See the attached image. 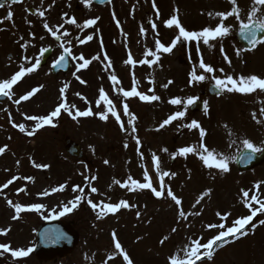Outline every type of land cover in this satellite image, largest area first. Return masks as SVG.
Instances as JSON below:
<instances>
[{"label":"rangeland","instance_id":"1","mask_svg":"<svg viewBox=\"0 0 264 264\" xmlns=\"http://www.w3.org/2000/svg\"><path fill=\"white\" fill-rule=\"evenodd\" d=\"M36 3L39 5L35 6L39 8L46 3L60 4V0H38ZM212 3V0H187V25L201 30L206 27L213 28L209 14L214 18L215 13L207 10L203 15V8L208 5L216 8ZM158 5H161V10H166L168 6L165 0H159ZM229 7L231 8L230 5ZM197 9H200V13ZM196 13L201 14L202 27ZM91 15L94 17L95 13ZM96 15L99 18L100 12H96ZM114 15L111 11V16L105 18L103 26L99 22L92 25V29L97 28L95 35L90 34L93 39L90 42L86 39L84 47L78 48L76 57L83 55L85 59L92 60L87 68L79 69L78 65L82 61L75 59L72 72L58 82L52 79L54 77L50 74V67L41 71L35 70L25 75L21 83L13 86L9 101L0 103V147L7 146L5 152L0 154V185L18 177L16 182H19L16 185L19 187L23 179L32 178L30 187L18 197L0 191V229L7 231V235H0V244H10L13 249L33 246L35 230L39 224L49 217L61 215L64 205L81 195L83 199L77 207L68 215L65 213L63 218L75 221L85 240L71 257L63 260V264H88L90 261L91 264H127L115 251L113 232L133 264H171L173 256L187 258L185 249L191 246L192 241L199 239L201 243H206L219 233L220 228L208 229L207 225L223 223L226 229L233 225L234 220L250 211L245 206L242 190L248 191L250 195L251 184L244 181V176L236 169L234 155L243 147V140L255 139L256 135L251 132H256L254 120L259 124L264 118V113L261 112L264 108V93L241 94L224 91L219 98H206L208 107L204 113L191 112V105H187V100L189 97H199L202 84V81L191 82L193 66H196L198 75H205V82L215 81L213 77L225 78L228 75L237 78L254 74L264 78V58H254L251 66L248 65V57L242 51L239 56L231 51L235 46L233 35L210 40L208 44L203 43V38L199 44L197 41H187V56L183 44L168 54L158 52L157 47L151 43L152 36H145L146 33L154 32V28H147L145 25L149 18L143 20L135 34L137 30L134 16H131L132 23L129 24L126 23L125 12L120 20ZM44 18L49 22L60 19L58 14L46 13ZM178 18L180 22L184 21L186 15ZM187 30L191 31L188 28ZM55 45L47 42L46 47L38 45L36 48L24 50L13 48L8 53L0 49V82L10 79L22 67L28 68L31 60L42 53L43 49ZM150 51L159 56V60L156 63H142L156 60V56L148 55ZM9 52L12 54L11 58H8ZM126 52L132 63L127 62ZM54 54L51 53L49 60L55 57ZM97 56L99 59H93ZM201 56L206 64L216 70L214 73H205L199 68ZM225 56L228 57L227 60ZM242 58L247 61L246 66L238 67L236 61ZM185 61H188L187 66ZM112 75L117 77L118 83H113ZM169 81L172 83L169 84ZM65 85L68 87L62 95L60 89ZM136 85L146 92L150 88L148 94H155L160 100L138 103L134 97L123 96V91H129ZM34 88H40V91L27 101L15 103ZM101 88L112 101L115 111L122 117L123 129L121 122L116 123L111 112H108L109 122L99 118L98 113L101 110H108V105L103 102L97 104ZM177 97L183 101L181 105L169 103ZM232 98L235 100L230 104ZM93 101L96 106L91 110L96 112L95 120L90 119V116L73 119L63 112V116L54 118V127L46 125L34 137H27L26 132H21L19 127L14 126L24 124L26 130H31L36 121L29 124L27 116L49 115L62 102L74 106L72 113L75 115L73 110L84 111L88 104L92 107ZM125 103L128 105L129 115L124 114ZM177 111H185L186 114L170 125L159 128L164 120ZM132 115L136 119L130 124ZM192 120L198 121L205 129L203 143L218 157L221 155L219 150L224 145L229 149L228 142L230 143L229 172L223 173L215 167L209 168L196 154L186 157L176 155L181 147H198L201 143L198 129L184 127ZM9 122L14 124L12 128ZM252 125L253 128L250 129ZM133 127L135 132L132 131ZM66 137L73 138L83 147L85 157L82 160L67 154L64 149ZM226 152L222 153L224 157ZM154 156L160 159L159 171L155 167ZM35 164L49 167L37 168ZM145 172L158 191L160 176L163 172L169 173L164 177L166 187L162 197L151 196L142 189L130 190L133 180L147 182ZM263 172L264 166L254 168L253 177L258 179L254 181V186L264 182ZM136 174L144 180H137ZM248 174H245V178L249 177ZM117 180L120 184L115 183ZM124 183H128L129 188L121 187ZM61 185L65 186L62 191H53ZM76 186L83 188V193L74 191ZM92 187L97 189L96 193L91 192ZM169 188L181 199L180 205H176L167 195ZM208 190H211L210 194L197 203ZM45 192L49 194L44 195ZM115 192L120 195H115ZM255 194L264 200V183H261L259 192ZM123 196L130 207L126 208L127 211L122 209L120 215L117 213L116 216H109L107 213L99 217L100 209L94 210L89 203V200L98 205L119 203ZM9 200L25 207L33 204L44 207L39 212H22L18 219H13L15 209L9 206ZM84 204H89L90 207L86 208ZM254 204V208L259 207L255 202ZM181 210L185 213L183 217L179 215ZM140 214H144V217ZM227 214H230L227 220H222L221 216ZM259 215L261 213L257 214ZM108 216L112 221H104ZM119 219L122 224L118 222ZM260 220H264V216H259L250 225L247 235L242 239L217 247L216 254L209 261L197 264H264V225L259 223ZM162 240L164 243H161ZM203 251L202 249L201 253ZM15 260L17 258L10 253L0 255V264L16 263ZM28 261L29 264H38L32 258Z\"/></svg>","mask_w":264,"mask_h":264},{"label":"snow or ice","instance_id":"2","mask_svg":"<svg viewBox=\"0 0 264 264\" xmlns=\"http://www.w3.org/2000/svg\"><path fill=\"white\" fill-rule=\"evenodd\" d=\"M13 4L20 3L22 0H11ZM90 3V0H88ZM230 4L233 6L232 9L228 12H218L215 13L216 16L220 18V23L212 28V27H206L202 29L201 31H188L186 30L179 18L178 15H173L170 19H168L165 23L168 28H172L175 26L179 29V34L176 36L175 40L169 45L165 46L164 44L160 43L159 41L156 42L157 49L159 51L165 52V53H171L173 49L176 47V44L183 38L186 41H197L199 44V41L201 38H203V43L208 44L210 40H215L217 38H223L227 36L230 32V28L225 25L224 21H226L229 17H235L237 20L240 21V31L243 34L245 40H247L249 44V49L246 50H252L257 45L264 44V38H259V34L264 32V0H253V7L251 8L250 12L247 15V21L241 19V8L238 5V0H229ZM153 6L155 7V3L153 0ZM4 5L0 4V8H3ZM44 12L40 11L39 15L41 17L44 16ZM157 14H159L157 12ZM209 15H212L211 13ZM12 13L9 12L8 16L5 17V19H11ZM69 24H77V21L75 18H72L67 21ZM96 23V20H88L85 22L83 27H91ZM117 23H119L117 21ZM63 25H61L62 27ZM45 28H48L49 32L52 33L53 36H56V38L59 40L60 36H57L56 31H53L51 28L48 27V25L45 23ZM79 27V25H78ZM152 27L155 28L156 25L153 23ZM65 36L69 35V33L65 32ZM92 36H88L87 40H92ZM85 40H81L80 43H85ZM27 45H22V47H26ZM44 52L47 51V49H43ZM65 53H68L70 49L65 48ZM241 50H237L236 54L239 56ZM148 55L150 56H156L155 53L149 52ZM65 57L61 56L60 59L56 62L57 64H61L62 61H64ZM75 59H78L82 61L78 65L79 69H85L87 68L91 63L92 60L85 59L83 55H80L79 57H76ZM93 59H99V57H94ZM225 59L227 60L228 57L225 56ZM159 60V56H156V60L153 61H142V63H156V61ZM128 63H132L131 57H129ZM231 63V61H228ZM40 61L37 60L35 64H33L31 67H28L24 69L21 68L20 71L16 72L10 79L4 80L3 82H0V95L2 96H8L10 98V91L12 89V86L15 85L24 75L28 73L34 72L39 67ZM109 66L111 65V61L108 62ZM199 68L203 69L205 73H214L216 70L209 64H206L203 60V57L201 56L199 61ZM220 71H223V69H220ZM205 75L197 74L196 66H193L192 72H191V82L196 83L205 80ZM79 80L80 78L77 77ZM215 80V85L217 89L221 91H226L229 93H241V94H252L256 92L264 93V78L257 76V75H248L244 76L241 75L237 78H234L231 75L226 76L225 78H216L213 77ZM111 80L114 84L118 83L117 77L115 75L111 76ZM81 83H84L81 81ZM172 83V81H169V84ZM41 88L43 86H40ZM68 85H65L63 88L60 89L61 94L63 95L67 89ZM164 87H167V85H164ZM40 88H34L31 91H29L27 94L21 96L18 100L15 101V103L19 104L21 101H27L29 100L35 93L39 92ZM123 96L125 97H132V96H138L142 101H158L160 100V97L153 94V95H144L137 91L136 87H133L131 91H123ZM196 97H189L187 100V105H192L196 102ZM100 102H103L104 104L108 105L107 112H101L98 113L99 118L101 120H107L108 119V112H111V114L115 117L117 121H120V115L115 111L114 105L112 104V101L108 98L107 94L104 92L103 88L100 89V96L99 101L97 104L99 105ZM169 103L173 105H181L183 101L180 98H173L169 101ZM72 107L69 106L66 102L60 103L55 110H53L49 115L46 116H27V119L30 121H36L35 127L32 130H26L24 124L14 125L19 127V130L21 132H26L28 136H33L36 131L43 128L46 125L55 126L53 124L54 118H57L61 115V110L68 113L70 116H72L73 119H76L77 117H88L94 115L91 108H88L86 111H79L77 110L75 112V115L72 113ZM207 101L204 102V108L205 111H207ZM123 110L125 115H129V109L128 105L125 103L123 105ZM261 112L264 113V108L261 109ZM185 111H177L173 115H170L166 120H164L160 125L159 128H164L166 125H170L173 121L183 118L185 116ZM253 118L255 119V114H253ZM136 117L134 115L131 116V119L129 120V123L132 124L135 121ZM259 122V121H258ZM184 127H187L189 129H198L199 135L201 137V143L197 146H188V147H181L176 155L179 156H188L189 154H196L199 156V158L206 164L209 168L215 167L219 169L223 173H227L230 171L229 169V162L228 158L224 157L222 154L218 157L217 154L213 150H209L208 147L203 143V137L206 135L205 129L200 125V123L196 120H192L190 124L184 125ZM121 128L123 129V123L121 122ZM132 131L135 132V127L132 128ZM137 144L140 143V141L137 139ZM243 146L247 150L246 157L248 161H251L254 159V156L256 153L264 152V148L257 147L253 142L250 140H243ZM7 146L0 147V154H3L6 150ZM164 151H167L165 149ZM155 161V167L157 171L160 170V159L159 157L154 156L153 157ZM107 164L108 161H105ZM35 167L37 168H47L49 165H40L35 164ZM168 172H163L160 176V190L157 191L155 188H153L151 179L148 178L147 172H145V177L147 179L146 183H139L138 181H131V189L130 190H136V189H151L152 192L155 194L156 197H162L164 195V189L166 185L164 184V177L168 176ZM174 175V173H173ZM18 179V177H14L13 180ZM25 179L31 180V177H27ZM92 179H95L93 177ZM13 180H9L7 183L3 185V188H7L11 183H13ZM115 183L120 184V181H115ZM260 182L257 183L254 187L259 190L261 187ZM64 185H61L59 189H53V191H62L64 189ZM121 187L129 188L128 183H124L121 185ZM74 191L79 190L81 193H83L84 189L80 188L79 186H76ZM21 191H24V189H21ZM211 190H208L205 192L200 199L197 200V203L200 202L204 198V196H207L210 194ZM92 193H96L97 189L95 187L91 188ZM49 193L45 192L44 195H48ZM167 195L171 197V199L176 203V205H180L182 203L181 199H179L169 188ZM242 195L244 198V203L247 208L251 210V214L243 217L238 218L233 221V226L228 227L225 229V225L223 223L216 225V224H209L207 225L208 229H225L222 231H219V233L214 236L212 239L208 240L206 243H201V241L194 240L191 243V246L185 249L186 252V259H180L177 256H173L171 258V264H197V261H202L203 258L211 259L214 252V246H223V243L227 242L228 237L233 238H239L240 235H247V231H245L246 226H248L254 219V217L257 216L258 213H264V200L259 199L257 195H252L250 197L251 201H254L256 204L259 205V207H253L252 203L249 202V192L242 190ZM83 199L81 195H77L74 201L69 202V204L64 205L63 211L60 213L61 215L65 213L71 212L74 208L77 207V205L80 203V201ZM89 203L91 204V207L95 210L97 208L100 209V212L98 213L99 217H103L107 213H116L121 208H129L130 205L127 201H120L119 203H108L100 205L94 204L89 200ZM9 206L13 207L15 209V215L13 216V219H18L20 216V213L24 211H36L39 212L44 207L41 204H33L28 207L22 206L20 204H13L11 200L8 201ZM197 215L199 213H196ZM180 216H185V213L181 210L179 213ZM217 215H220L217 213ZM228 215L221 216L222 220H227ZM259 223L261 225H264V220H260ZM175 231V229H173ZM0 235H7V231L4 229H0ZM113 239L115 240V249L119 251V254L123 256V260L127 262V264H133V261L129 257L126 251L122 248L121 243L119 240H116V234L113 232ZM167 239V237H165ZM161 243H164V240L161 241ZM204 250L203 253H201V250ZM32 249H13L10 244H0V255H3L4 253H10L12 257L14 258H22L26 257L31 253ZM109 259H112V257H109Z\"/></svg>","mask_w":264,"mask_h":264},{"label":"water","instance_id":"3","mask_svg":"<svg viewBox=\"0 0 264 264\" xmlns=\"http://www.w3.org/2000/svg\"><path fill=\"white\" fill-rule=\"evenodd\" d=\"M71 148L78 149L76 144L70 142L67 149L72 152ZM78 238V234L63 222H47L38 230L37 255L44 258L65 256L76 246Z\"/></svg>","mask_w":264,"mask_h":264},{"label":"flooded vegetation","instance_id":"4","mask_svg":"<svg viewBox=\"0 0 264 264\" xmlns=\"http://www.w3.org/2000/svg\"><path fill=\"white\" fill-rule=\"evenodd\" d=\"M154 3H155V5H158V0H154ZM137 9H138V13H136L135 14V17L136 18H143V16L145 15V16H148V17H150L151 16V12L150 11H148L149 13H147L146 12V14H141V12H142V10H143V4H142V2L141 3H138L137 4ZM148 14V15H147ZM86 15V14H85ZM154 15H156V13H154L153 14V16ZM235 31V30H234ZM187 53V46H186V51H185V54ZM185 63L187 64L188 62L187 61H185ZM209 84H211L210 82H205V80L204 81H202V84L200 85V87H201V91H200V94H202L204 91L206 92V89H207V85H209ZM205 96H207V95H205Z\"/></svg>","mask_w":264,"mask_h":264}]
</instances>
